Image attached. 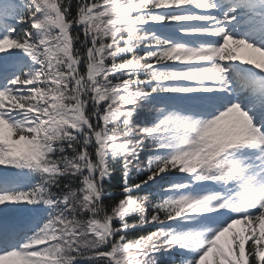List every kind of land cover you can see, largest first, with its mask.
Masks as SVG:
<instances>
[{"label": "snow or ice", "instance_id": "1", "mask_svg": "<svg viewBox=\"0 0 264 264\" xmlns=\"http://www.w3.org/2000/svg\"><path fill=\"white\" fill-rule=\"evenodd\" d=\"M161 257L264 264V0H0V264Z\"/></svg>", "mask_w": 264, "mask_h": 264}, {"label": "trees", "instance_id": "2", "mask_svg": "<svg viewBox=\"0 0 264 264\" xmlns=\"http://www.w3.org/2000/svg\"><path fill=\"white\" fill-rule=\"evenodd\" d=\"M118 179H119V173H116V179L113 180V183L115 184L116 182H118ZM134 220L135 218H132V220H130V223L133 222ZM149 230H150L149 228L145 227L143 229L138 230V232L142 234ZM131 235H135V233ZM161 264H172V258L171 257H161Z\"/></svg>", "mask_w": 264, "mask_h": 264}, {"label": "rangeland", "instance_id": "3", "mask_svg": "<svg viewBox=\"0 0 264 264\" xmlns=\"http://www.w3.org/2000/svg\"><path fill=\"white\" fill-rule=\"evenodd\" d=\"M256 55H258V54H256Z\"/></svg>", "mask_w": 264, "mask_h": 264}]
</instances>
